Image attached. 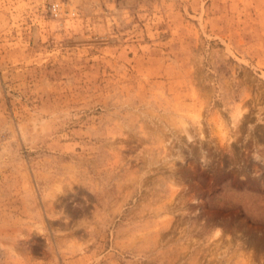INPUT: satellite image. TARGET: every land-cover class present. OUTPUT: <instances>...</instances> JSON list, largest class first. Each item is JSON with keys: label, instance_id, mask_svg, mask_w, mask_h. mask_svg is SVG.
<instances>
[{"label": "rangeland", "instance_id": "rangeland-1", "mask_svg": "<svg viewBox=\"0 0 264 264\" xmlns=\"http://www.w3.org/2000/svg\"><path fill=\"white\" fill-rule=\"evenodd\" d=\"M0 264H264V0H0Z\"/></svg>", "mask_w": 264, "mask_h": 264}, {"label": "bare ground", "instance_id": "bare-ground-1", "mask_svg": "<svg viewBox=\"0 0 264 264\" xmlns=\"http://www.w3.org/2000/svg\"><path fill=\"white\" fill-rule=\"evenodd\" d=\"M240 115V111H236V113L233 115V119L238 118Z\"/></svg>", "mask_w": 264, "mask_h": 264}, {"label": "clouds", "instance_id": "clouds-1", "mask_svg": "<svg viewBox=\"0 0 264 264\" xmlns=\"http://www.w3.org/2000/svg\"><path fill=\"white\" fill-rule=\"evenodd\" d=\"M189 137H190V136H189ZM189 137H188V139H189ZM253 159L259 161V157H258L255 153H253Z\"/></svg>", "mask_w": 264, "mask_h": 264}]
</instances>
